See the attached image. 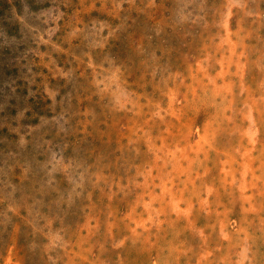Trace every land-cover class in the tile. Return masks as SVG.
<instances>
[{
	"label": "rangeland",
	"instance_id": "obj_1",
	"mask_svg": "<svg viewBox=\"0 0 264 264\" xmlns=\"http://www.w3.org/2000/svg\"><path fill=\"white\" fill-rule=\"evenodd\" d=\"M0 264H264V0H0Z\"/></svg>",
	"mask_w": 264,
	"mask_h": 264
}]
</instances>
